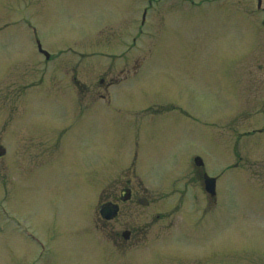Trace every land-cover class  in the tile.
<instances>
[{
    "label": "rangeland",
    "instance_id": "obj_1",
    "mask_svg": "<svg viewBox=\"0 0 264 264\" xmlns=\"http://www.w3.org/2000/svg\"><path fill=\"white\" fill-rule=\"evenodd\" d=\"M253 2L0 0V264H264V14L243 7ZM31 27L53 55L46 72ZM195 153L220 199L238 204L208 202L202 228L181 218L209 198ZM120 173L152 203H125L104 224L98 201ZM171 213L177 227L146 223ZM138 218L156 235L125 249L105 239Z\"/></svg>",
    "mask_w": 264,
    "mask_h": 264
},
{
    "label": "flooded vegetation",
    "instance_id": "obj_2",
    "mask_svg": "<svg viewBox=\"0 0 264 264\" xmlns=\"http://www.w3.org/2000/svg\"><path fill=\"white\" fill-rule=\"evenodd\" d=\"M248 1L250 3V0H248ZM256 2H257V0H256ZM263 3H264V0H261L260 5H257V3H256V5L254 7H252V4L251 5L249 4L250 6H243V7L244 8H249L251 13H253V14H264V4ZM70 126H71L70 124L66 125L65 129L63 130V132L66 131ZM233 127H234V131H235V138H238L239 137L238 135L240 134L239 130H236L235 124H233ZM250 135H251V133L248 134V136H250ZM61 136H62V134L58 135L57 138H60ZM49 137L53 141L55 135H49ZM43 138L44 139L46 138V134H45V136ZM238 152H239L238 142L235 141L234 145H233V148H232V155L234 156L235 159H236L237 155L239 156ZM237 164L238 163H232L231 168L233 170L238 169L239 166ZM191 169H192L191 173L193 175H199V176L202 175L203 167L200 166V167L197 168V167L192 166V164H191ZM254 173L256 174L255 168H254ZM120 175H121V177L118 178V180H122V182H120L118 184V187L114 188L115 187L114 186L113 187L114 189H113L111 187L112 181L111 182L109 181L108 184H107V185H109L108 186V190H112L113 189L114 193L113 194L106 193V195H103L101 200L98 201L100 203L99 205L108 202V203H111V204H117V206H118V211H117L116 217L111 219V220H103L104 224H108V223L114 221L117 218V216L120 215L121 210L123 209V206L125 205V203H127L126 206L127 205L132 206V204L135 203L137 207H140L139 206V202H140L139 198H141V197L147 198V203H151V201H149L151 196L147 195L145 190H142V191L135 190L133 188L132 184H131V186H129V181H128L129 179L127 177H123L124 174L120 173ZM238 186L239 185L236 184L234 189L231 188V191L234 192L233 195L235 197H238V195H239L238 191L240 189L238 188ZM261 186L263 188H259V191L260 192H264V184L261 185ZM224 190L228 191V189H224ZM219 196H220V191H219V186H218L217 179H216L215 194L212 196V198H210V199L207 198L206 202L204 204H201V207L205 206V208H202L201 214L195 216V215H192L191 213L188 214V211H187V214H185V217H181L182 219H184L183 223H185V225L187 227H197V226H201L202 223L204 224L205 223L204 222V217H206L205 212H206V208H207L208 202L211 201V202L215 203L216 207L218 205H220V204H218L220 202V200H223L224 203H222V204H225L226 200L220 199ZM227 202H229V203L231 202L232 208H236L237 205H238L236 202L234 204L229 199H227L226 203ZM190 211H192V209ZM196 211H199V210L196 209ZM257 216L264 218V211H262L261 213L258 211L257 212ZM166 217L168 218L169 226H172L171 228L177 227L179 225V223H178V225L175 224V221H176L175 219H177V216L172 215V214L169 215V216H161V215L157 214V215L154 216V218H153L152 215H150V218H152V220H149L146 223H149V222L158 223L161 220H164V218H166ZM141 222H142V220L140 218H138L137 222L125 224V226L123 227L124 228L123 230L117 231L115 233L109 232L110 234L107 233V237L108 238H106V239H109L110 241H112V244L114 246L121 245V247L125 249V248H129L128 246H133V245L138 244L139 240H141L143 238H148L149 235H151V236L152 235H156V234H154V231H150L149 232V231L141 230L144 227ZM203 224H202L201 228L203 227ZM123 231H125L126 233L123 234ZM113 237L115 239H112ZM119 238L120 239L122 238V239L120 240ZM174 264H176L175 261H174ZM212 264H219V263L212 262Z\"/></svg>",
    "mask_w": 264,
    "mask_h": 264
},
{
    "label": "water",
    "instance_id": "obj_3",
    "mask_svg": "<svg viewBox=\"0 0 264 264\" xmlns=\"http://www.w3.org/2000/svg\"><path fill=\"white\" fill-rule=\"evenodd\" d=\"M195 162L198 165L202 164L201 159L198 157L195 158ZM203 176H204L206 190L208 192H210L211 194H213L214 193V181H215V179L207 176L206 174H204ZM100 212H101L103 217L112 218L116 214V207L104 205L101 207Z\"/></svg>",
    "mask_w": 264,
    "mask_h": 264
}]
</instances>
